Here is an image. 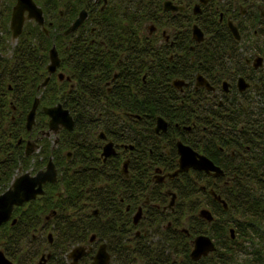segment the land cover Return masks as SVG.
Listing matches in <instances>:
<instances>
[{
	"label": "trees",
	"instance_id": "trees-1",
	"mask_svg": "<svg viewBox=\"0 0 264 264\" xmlns=\"http://www.w3.org/2000/svg\"><path fill=\"white\" fill-rule=\"evenodd\" d=\"M36 2L47 15L55 13L63 5L62 0ZM57 29L60 32L62 24H57ZM216 31L214 27L209 33L208 54L204 56L211 59L214 66L221 71L226 57L236 59L240 54L238 43L232 39L228 31L220 30L217 33ZM35 32L34 34L24 30L18 44L12 49L11 57L0 58V120L6 118L9 112V101L6 100V96L12 98L11 102L20 111L16 127L5 129L0 126V144L3 143L5 146L9 143L2 137L6 139L10 136L16 144L20 138L26 139L30 135L24 128L25 115L37 96L35 87L45 75L48 51L47 45L44 44L47 42L46 37L38 29ZM258 37H262L264 47V32L258 33ZM4 46L6 51V43L0 46V50ZM94 53L93 45L86 46L84 56L76 58L80 63L75 70V76L79 81L76 90L67 92L64 84H60L57 85L59 88L54 86L53 93L48 87L41 92L43 106L48 97L53 96L50 99L52 102L50 106L61 103L74 120V131L62 132L59 137L60 143L73 153V157L70 162H66L65 158L59 162L60 158L58 155L56 157L55 164L60 173V183L64 186V193L57 200L48 197L49 194H53L55 187H48L45 197L32 202L24 211L25 216L19 223L0 229V240L4 233L10 244L5 250L6 255L17 264L24 263L26 257L33 260L36 255L30 250L25 251L26 254H20V257L14 254L17 250V241L24 240L27 232L38 225L34 221L36 220L34 216L37 215L35 212L55 209L57 210L53 220L55 231L64 233H59L57 239L66 251L78 244L86 243L89 235L96 234L97 242L106 244L113 264H264V119L259 118L262 113L257 114L252 110L245 112L235 106L230 111V121L225 124L222 109L209 111L199 105L205 102L199 100L195 102L192 98L181 104L174 95L163 93L162 90L168 88L164 87V81L160 80L147 84L146 95L112 96L113 109L106 108L102 117L108 120L107 124L104 123V130L116 143L129 141L126 126L119 123L114 111H126L131 106L130 110H135L136 115L146 110L150 115V122L154 121L155 116H161L170 125L178 124L180 127L190 126L192 122L198 126H206L210 124L207 118H211L214 124L212 127L214 144L235 152L234 157L229 158L230 161L235 160L233 166H221L226 176L232 178L225 186L219 188L203 173L180 175L174 179L170 184H174L171 188L177 195V202L171 213L168 209L164 210L167 206V197L163 192L165 187L154 184L149 188L151 182L148 172L153 171V166L142 169L144 159L141 154L144 144L137 143L139 148H136L135 157L139 159H135L134 162L138 173L132 177L133 182L120 175L119 160L115 158L102 163L98 158V149L91 140L93 132L99 127V116L94 106L97 96L93 94L96 87L89 85L93 82L91 77L93 67L88 68L96 60ZM235 59L230 62L236 63ZM8 88L11 91L8 92ZM46 93H49L48 97ZM42 116L43 114L39 112L33 133L46 128ZM241 123L245 124L243 131L239 130ZM197 129H192V132ZM200 133L201 130L197 132V139ZM186 135L190 136L191 133ZM241 135L247 140L244 145L250 147L249 152L243 148L244 160L238 158L236 154L242 151L239 147ZM152 140L151 143H154ZM15 144H10L12 155L5 154V158L2 159L3 165L5 164L6 180L20 168L16 167V164L26 160L22 150ZM8 152L9 149H6V153ZM40 153L45 154V149L43 148V152ZM54 154L56 155L57 151ZM204 155L218 164V159L212 158L208 152L204 151ZM153 160L150 159L151 162ZM210 189L227 203V211L209 195ZM146 197L149 204L143 206L144 218L135 227L131 215L141 203L139 200ZM203 203L210 206L214 218L210 224L197 216L203 209ZM126 205L131 206L129 211H126ZM95 210L96 215L93 212ZM169 221L172 223L170 226L167 225ZM230 229L234 230L233 239L230 237ZM137 230L140 232L138 236L135 235ZM207 233L214 241L216 251L197 263L191 262L190 241L198 235ZM242 240L250 241V251L242 248ZM240 254L244 257L246 255V259L237 261ZM89 262L90 258L87 257L79 264Z\"/></svg>",
	"mask_w": 264,
	"mask_h": 264
},
{
	"label": "flooded vegetation",
	"instance_id": "flooded-vegetation-1",
	"mask_svg": "<svg viewBox=\"0 0 264 264\" xmlns=\"http://www.w3.org/2000/svg\"><path fill=\"white\" fill-rule=\"evenodd\" d=\"M32 1L42 11L43 26H39L33 19L29 20L27 18L28 14L25 12L22 32L14 39L10 30V21L17 0H12L13 4L11 2L7 3L8 1L6 0H0V46L5 43L7 45L9 41V43H14L13 49L18 44L24 30L35 34L36 29L40 30L46 37L47 42L44 44L47 45L48 43L50 45L47 51V62L44 67L45 75L35 87L37 96H35L31 104L32 107L35 99L37 98L39 100L35 115V124L30 132H27L25 129L30 135L26 139L20 138L16 144L10 139V136L6 139L2 137L4 141H8L9 145L5 146L3 143L0 144V195L10 188L16 178L25 173H29L24 172L19 176H15L14 173L21 167L16 169L11 176L10 182L5 186L4 181L7 176L4 175L5 164L3 165L2 159L5 158V154L12 155V151H10L12 147L10 144H15L19 147L22 150L23 157L26 159L32 156L36 159V155L41 151L43 152V141L49 139L53 134L50 133L49 136L45 135L48 131L49 118L42 112L45 106L42 105L41 100L43 95L41 92L48 87V90L53 93L54 86L60 84H64L67 92L74 91L78 88L79 81H77L75 76V70L80 66V63L77 59L84 56L86 46L93 45L94 55H96V60L88 68L93 67L91 76L93 82L89 83V85L96 87L93 94L97 96L94 106L99 116V127L96 132H93L92 135L94 136L91 140L98 149L99 160L102 163H106L108 160L116 158L119 160L118 169L120 175L124 179L133 182L132 177L136 172L138 173L136 170L137 166L134 162L135 159H139L135 157L136 148H139L137 143L141 142L144 144V150H142L141 155L145 161L143 160L142 166L144 167L142 169H149L150 166H153V171L148 172L151 182L149 188L154 184H161L165 187H162L167 197V206L164 210L168 209L171 213L174 211L177 195L174 189L171 188L174 184L170 183L180 175L203 173L190 169L187 172L178 174L173 179L167 177V175H171L178 170V143L189 147L200 155H204V151L208 152L212 158L218 159V164L206 155L204 156L221 170L222 165L228 167L233 166L235 160L230 161L229 158H233L235 152L214 144L215 136L212 128L214 124L211 118H207L210 124L206 126H198L195 122H192L190 126L180 127L178 124H172V126L161 116H155L154 121L150 122V115L146 113V110L136 115L135 110H130L131 106L126 111H114L115 116L119 119V123L126 126L127 141H129V143H116L108 137L104 130L103 126L107 124L108 120L102 117V113L106 108L113 109L112 96L115 94L146 95L148 93L147 84L150 81L160 80L161 82L164 81L163 86L168 88L167 90H162L163 93L174 95L181 104L187 101L188 98H192L195 102L198 100L205 102V104L200 103L199 105L209 111L218 108L222 109L225 124L227 121H230V111L235 106L245 112L251 110L257 112V114L260 112L262 114L259 118L261 120L262 118L264 119L263 41L261 42L262 46L257 47V49L255 48L251 56L247 54V47H244L245 45L241 46L244 37H246L245 34L249 31L252 30V34L250 35L252 39L257 38L258 33L264 32V1L255 3V0H62V7L50 15L44 13L36 0ZM252 9L256 10L257 14H253ZM82 12L86 14L83 23L72 32H68ZM248 15L250 16L248 17ZM228 23H231L237 29L238 40L231 33ZM57 24H62L60 32L57 29ZM195 27L203 35V41L201 42H197L194 38ZM214 27H216V33L220 30L229 32L232 39L238 43V52L240 54L239 57L234 58L236 63L230 62L234 61V59L226 57L223 61L221 71L218 70L220 68L214 66L211 59L204 56V54H208L209 33L214 30ZM57 37L62 38L61 55L55 45ZM1 48L0 58L5 59L7 58L5 46ZM52 48H55L57 51L59 65L56 71L49 76L47 66L50 63L49 51ZM12 49L8 58L11 57ZM257 59L260 60L259 64L257 63ZM48 76L49 81L47 85L41 87ZM59 76H62V78L60 79ZM198 76L205 80L206 85L210 89H207L205 86H197ZM57 88L59 87L57 86ZM9 91H11L10 88H8ZM6 100L9 101V112H7L6 118L0 120V126H3L5 129L9 127L10 129L13 126L16 127V120L20 117V111L13 105L10 96H6ZM58 104L61 103H57L56 105ZM56 105L46 108H51ZM39 112L47 118L45 120L46 129L33 133ZM158 119H161L166 124L165 131H156ZM200 122L202 121L200 120ZM244 126L245 124L241 123L239 130L243 131ZM192 129L197 130L192 132ZM200 130L201 133L197 139V132ZM73 131L74 127L72 131L61 129L57 135V144L52 142V150L60 143L59 137L62 132L72 133ZM187 133H191V135L185 136ZM151 140L155 144L151 143ZM246 141V137L241 135L239 138V147L242 151L241 153L236 152L237 157L243 160L244 149L248 152L250 151V147L244 145ZM28 142L33 143L37 149L31 155L26 156L25 151ZM109 143L113 145L114 154L104 158L102 156L103 148ZM63 147L66 148L65 145ZM6 149H9L8 153H6ZM156 151H158L157 154ZM68 153H70L69 160L67 159ZM72 157L73 153L66 148L64 151L65 161L70 162ZM50 158L54 163L53 157L50 155L47 161L45 160L46 163L40 167L34 166L33 170L35 173L33 175L29 173V175L35 176L39 171H44ZM150 159L154 160L151 162ZM54 165L57 171V182L54 184L46 183L42 187V195L25 202L21 206L15 207L10 219L6 223H3L0 229L12 227L19 223L21 218L25 216L24 211H26L28 206L32 202L40 201L45 197L48 187L54 186L55 189L57 188L51 196L54 200H57L64 193V186L60 183L59 179V170L55 163ZM203 174L206 175L205 173ZM206 176L219 188L229 184L232 180V178L226 176L224 171L223 176L218 178L209 175ZM234 176L236 175L234 174ZM160 179L163 180L157 182ZM210 191L214 190L210 189L208 193ZM172 199L173 202L170 206ZM139 202L141 203L138 205L137 210L131 215L132 224L133 217L139 209L141 211V217L138 223L144 218L143 206L149 204L148 197L139 200ZM125 208L126 211H129L131 206L126 205ZM93 212L94 215L97 214L96 210ZM56 215L57 210L55 209L46 210L45 212L37 214L34 216L36 219L34 221L38 225L34 228L32 227L27 232L24 240H18L17 238L15 255H19L20 257V254H26L25 251L28 250L32 253L34 252V255H36L33 260L26 257L25 262L20 264H72L73 261L69 256L71 251L77 247H83L85 254L76 264H79L87 257L90 258L89 264L92 263L93 256L99 246L105 243L99 244L96 234H91L86 243L78 244L66 251L57 239V236L61 232L55 231L53 220ZM13 221H15L14 224ZM138 223L136 225L133 224V226L136 227ZM171 224L170 221L167 222L168 226ZM139 233L137 230L135 235L138 236ZM2 235L0 252L3 253L9 262L17 264L14 262V259L6 255L5 250L10 247V244L7 241V236L4 233ZM196 237L190 241V252L193 249V240ZM109 264H113L111 256Z\"/></svg>",
	"mask_w": 264,
	"mask_h": 264
},
{
	"label": "water",
	"instance_id": "water-1",
	"mask_svg": "<svg viewBox=\"0 0 264 264\" xmlns=\"http://www.w3.org/2000/svg\"><path fill=\"white\" fill-rule=\"evenodd\" d=\"M27 12V18L33 19L39 26H43V15L40 8H38L32 0H17L15 7L13 8L11 21H10V30L12 32L13 38L16 39L22 32V28L24 25V14ZM196 12V11H195ZM86 18V14L82 12L78 19L75 21L74 25L70 28L68 32H72L76 28H78ZM229 29L233 34L235 39H239L237 29L231 24L228 23ZM194 38L197 42L203 41V35L198 28H194ZM49 65L47 66L48 75H52L57 66L59 65V58L57 51L55 48H52L49 51ZM257 59V63L259 64ZM255 66H257L255 64ZM49 76L42 83L41 87H45L49 81ZM60 79L62 76H59ZM197 86H205L207 89H210L205 80L198 76L197 78ZM39 100L36 98L29 113L26 115L25 129L27 132H30L35 124V115L38 108ZM43 114H45L49 118L48 122V131L45 135L49 136L52 133L55 137L54 144H57L58 138L57 135L61 129H65L67 131H72L74 127V121L72 116L69 114L68 110L64 109L61 104H58L51 108L44 107L42 109ZM158 130H166V124L158 119L157 122ZM37 147L31 143H27L25 155H31ZM177 151L179 154L178 160V170L171 175H167L169 179H173L180 173H184L189 171L190 169L203 172L206 175L212 176L214 178H218L223 176V171L215 166L211 160H209L206 156L200 155L189 147L182 145L181 143L177 144ZM114 154L113 145L111 143L105 145L103 148L102 156L107 158ZM68 160L70 159V153H68ZM163 179H160L161 182ZM57 182V171L54 163L51 158L49 159L46 168L44 171H39L35 176L29 175V173H25L24 175L16 178L10 188L0 195V226L3 223H6L13 212V209L17 206L23 205L25 202L35 199L37 196L43 194V185L46 183L54 184ZM209 194L213 198V200L219 203L224 211H227L228 206L227 203L220 197V195L216 194L214 191H210ZM173 199L170 203L172 205ZM141 217L140 209L133 217V224L136 225ZM198 217L208 224L213 221V215L208 209H201L198 212ZM15 221H13L14 224ZM230 237L234 238V230L230 229ZM216 251V247L214 241L206 234L198 235L193 240V249L189 254V258L193 262H199L201 259L208 257L210 254ZM85 254V249L83 247L74 248L69 258L72 259L73 263L76 264L77 261ZM110 255L106 250V245L102 244L99 246L95 255L93 256V261L91 264H109ZM0 264H12L9 262L2 252H0Z\"/></svg>",
	"mask_w": 264,
	"mask_h": 264
},
{
	"label": "rangeland",
	"instance_id": "rangeland-1",
	"mask_svg": "<svg viewBox=\"0 0 264 264\" xmlns=\"http://www.w3.org/2000/svg\"><path fill=\"white\" fill-rule=\"evenodd\" d=\"M6 1H8L7 3H10L11 2V4H13L12 0H6ZM255 1H256L255 3H257L258 1L259 2H262L264 0H255ZM242 5H244V4H242ZM252 11H253V14L254 13L257 14V11L256 10H253L252 9ZM249 16L250 15H248V17ZM248 17H246V18H248ZM251 32H252V30L245 34L246 37H244V40H243L242 45H241V46L245 45L244 47H247L246 48V51H247L248 56H251V54L254 53V51H255L254 49L255 48L257 49V47L262 46L261 45L262 37H257L255 39H252L250 37V35L252 34ZM61 40H62L61 37H57L56 44H55L56 47H57V50L59 51V54L60 55H61V52L60 51L62 49V47H61L62 46V41ZM13 46H14V43L13 42H10L9 43V41H8V43H7V47L8 48L6 49V53H7L6 55H7V57H8V55H9V53H10V51H11V49H12ZM49 46L50 45L47 43V47L48 48H49ZM48 94L49 93H46V96L47 97H48ZM52 97L53 96L48 97V100L44 102L45 103L44 106H50L52 104V102L50 101V99ZM41 119L46 124L45 120L47 118L45 116H42ZM54 140H55V136L54 135H51L49 139L43 141L42 145H43V147L45 149V154H40L39 153L38 155H36L37 156L36 159H34L33 156H32V157L27 158L25 161H19L16 164V167H21V168L14 173L15 176H19L20 174H22L24 172H29L31 175H33L35 173V171L33 170L34 169L33 167L34 166L35 167H40L42 164L46 163L47 158L50 155H52L54 163H55V160H56L57 155L60 158L59 159V162H61L62 159H64V151L66 150V148L63 147V144L59 143L58 146L55 147L52 150V144H53L52 142H54ZM56 151H57V154L55 155L54 153ZM10 180H11V177L8 180H5L4 181L5 186L8 185V183L10 182ZM56 190H57V188L55 189V191ZM51 196L52 195L49 194L48 197L51 198ZM202 208H207L211 212L210 206L207 205L206 203H203L202 204ZM35 213L39 214V213H41V211H38V212H35ZM206 235H208L209 237H211L210 234H208V233ZM238 240L240 241V239H238ZM241 242H242V248H244L245 251H250L251 250V247H250L251 243H250L249 240H245V241L242 240ZM244 259H246V255L244 257L243 254H240V256L237 258V261H243Z\"/></svg>",
	"mask_w": 264,
	"mask_h": 264
}]
</instances>
